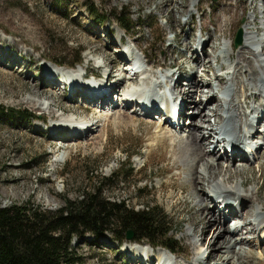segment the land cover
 Instances as JSON below:
<instances>
[{
    "label": "rangeland",
    "instance_id": "obj_1",
    "mask_svg": "<svg viewBox=\"0 0 264 264\" xmlns=\"http://www.w3.org/2000/svg\"><path fill=\"white\" fill-rule=\"evenodd\" d=\"M168 1L0 0V106L5 112L0 114V204L9 206L15 202L22 203L30 200L42 205L44 208L57 210L65 205L63 199L65 195L69 198L76 197L83 190H86L87 186L93 185V179L97 181L98 176H108L111 177V180L109 181L110 184L103 189L104 196L110 197L112 201L125 200L130 208L134 207L136 210L143 209L146 205L159 206L169 221L167 227L171 228V230L168 236L173 237L174 245L176 246L175 252L172 253L176 256H172L173 261L170 264H192L194 255L192 250H190L189 254H185L184 245L189 243V240L185 239L184 235L186 229L190 226V221L198 209L202 207L200 199L204 197L203 199L208 200L210 197L202 193L200 194L201 197L192 195L191 190L187 192L185 189H191L188 173L183 170V167L176 169L175 166L178 163L169 152L166 153V159L161 158L162 153L166 150L164 148L166 145L163 143L158 146V141L154 135H159V132H155L152 137H150L151 135H146V130L152 129V131H156L158 125L162 124V122L156 117V119L147 118L141 117L138 113H131L132 115L135 114L134 125L137 127L134 129L135 131L133 129L128 131L125 128H116V121H119L117 117L123 108V105L120 106L118 103L119 97L116 93L113 103H107L103 107L102 105H96L95 101L91 103L94 109L101 111L100 116L96 118H92L91 115L88 117V112L85 110V107L89 108L90 104H86L84 98H88L91 95L75 100L68 97L69 92L67 94L62 93L61 89L58 90L57 96L46 94L45 97L40 99L41 102L45 103L42 106L44 109L39 108L41 102L36 108H33L27 103V98L35 97L34 93L37 90H44L39 86L42 79L38 76L40 73L36 72L38 71L36 70L37 65L31 67L33 70L31 73L27 74L24 72V69L34 60L39 61V64L44 69L54 71L53 67L55 65L63 64L68 67L75 59L81 60L75 66L80 73L91 71L89 69H92V66H88V59L95 60V66H103L102 71H106L109 66L104 63L103 65L99 64L103 61V58L100 55L95 56L90 53V48L95 45L94 41H96L101 46L100 48L108 54V65H110L114 61H120L118 56L120 48L116 47L120 43H112L108 47H105L104 43L109 44L112 39L122 38L123 42L127 43L130 49L135 50L148 67L152 65V58L153 60L159 59L166 63L177 59L178 63H180L178 66L166 69L163 68L164 66L152 65L151 69L153 71L156 70L158 73H164V71L177 72L181 68L186 71L184 72L185 76L190 77L193 66V58L191 56L195 52L193 51L195 46L198 45V37L203 34L205 39L210 40L212 38L219 46L214 54V48L206 46L207 52L211 53L214 62V75L228 79V75L221 74L217 67L222 62L229 66L228 63L230 62V66L225 70H229L232 73L236 59L230 58L229 50H226V55L223 59L219 58L216 60L215 56L218 49L223 45L220 44L221 42L229 43V41L233 40L229 36H219L222 33L216 36V22L213 21L212 12L216 9L215 12L218 14H224L225 4L229 0H177L180 3L184 1L185 7L183 6L181 12L177 13L176 16H174V13L172 14L173 7ZM232 2L233 4L239 3L238 12L244 13V16H246L244 18L255 15L258 18V26L263 24L261 19L264 15V7L261 8V5L264 4V0H256L257 9L251 8L252 0H243V2L241 0H232ZM89 7L96 9L103 19L106 18V22H96L88 11ZM120 10H123L124 17L128 13L132 14L127 33L118 25L117 14H119ZM190 14L192 15L190 16ZM191 18L194 21L193 24L191 23ZM241 22L243 23L244 20ZM202 23L206 26H202ZM109 29L112 30V37L106 35V31ZM237 30L233 34L234 39ZM98 31H100L99 34ZM162 35H165L164 40L159 37H162ZM173 37H177L176 41H173ZM137 41H140L141 47L147 48V53L143 54L142 51L136 48L135 42ZM168 46L171 48L172 53L168 52L167 54L166 47ZM239 46H236V49L239 50ZM223 47L226 49L225 45ZM6 54L10 56L8 57ZM169 55L173 56L167 58ZM15 57L21 59V61L19 60V65H14ZM2 59H5L6 63L3 64ZM8 64H11V67ZM84 66L87 67L84 69ZM58 71L65 73L64 68H60ZM115 73L117 78L121 77V74H126L123 69L120 71L115 70ZM194 75L197 76L198 72H194ZM214 75L212 74L213 78H215ZM149 76L147 73L142 74L141 77L139 76V85L147 88L152 87L149 84L150 80L148 81ZM56 78L58 77L56 76ZM108 78L112 79V74ZM198 79H203L201 74L198 75ZM209 79H206V81ZM158 84L156 83V87L162 89L163 87L161 88ZM174 84V81L170 83L171 86ZM222 84V81H215L214 86L207 85V89H212L211 92L213 94L211 93V97L215 98L216 95L218 96L219 90H216V88L221 89L220 86ZM77 85L78 82H73V89H78ZM215 85L219 86L215 87ZM31 86L33 89L28 92ZM47 90L51 91V87L48 86ZM175 90L179 91L176 86ZM197 97L199 98V96ZM160 98L163 99L162 96ZM219 98L220 100L222 99L218 96L217 101ZM47 102H54L56 105H52L51 108L46 110ZM253 104L254 102L251 103V105ZM209 105H214V102L209 103ZM78 107L82 108L79 109ZM11 109L28 110L30 118H12L10 116ZM132 109L134 111V108ZM192 109L194 110V107L191 110L187 109V111L193 112ZM44 110L53 112L57 116L51 117L48 113L44 114ZM67 110L68 112L66 113ZM113 111L117 114L110 118L114 114ZM76 115L77 119L80 118L79 122L83 120L95 123L86 129V134L90 136L88 141H85L86 137L83 139L72 138L73 140L71 141L50 140L49 132L35 134L31 131V129L35 130L36 128L48 129L51 120L55 121V126H58L59 122L57 121L61 120V118L75 121L74 117ZM155 116L157 115L155 114ZM38 118L46 122L43 123ZM188 118L187 115L183 117V127L179 130H174L166 125H161L160 128L163 129L162 132L174 130L179 138L191 142L192 138L190 136L188 140L186 138L189 132L193 131L191 128L193 126L190 123L194 120L192 117ZM194 119L195 122H201L200 117H195ZM96 122H98L99 126ZM150 122H153L152 126ZM62 123L66 125L72 124V122ZM103 123L105 126H102ZM29 125L32 128H27L24 131L20 130L21 127ZM51 125L54 126L53 123ZM215 125L217 124L213 122L212 118L209 126L211 128L213 126V129H215ZM258 125L260 133H263L261 135H264V124L260 122ZM174 131L171 133H175ZM193 133H196V131L194 130ZM98 135H101L100 143H98L100 139H93L94 136ZM211 137H213V133ZM201 144L205 145V147L208 145L207 141H201ZM68 147L72 149L71 154L56 164L55 162H58L57 159L65 153ZM177 148L179 147L177 146ZM220 160L225 162L224 159ZM84 162L91 164L94 169L93 173L85 171L86 164ZM181 162L180 164L184 163L183 161ZM257 162L259 163L257 164ZM261 162L264 163V155L257 161L252 159L248 163V165L252 166V169H244L246 172L245 176L248 178H251L252 175L257 176L263 183L264 175L259 166ZM96 163L99 164V167L96 166ZM232 170L235 171L234 168ZM191 183L194 184L193 180H191ZM198 187L199 190L202 188L205 190L210 189L209 183L203 179H201ZM249 187H251V183L246 184L243 189L246 191ZM234 201L238 204L236 200ZM221 206L223 207L224 205L220 204L219 207L218 205L217 207L211 206L218 216ZM222 213L226 214V212ZM202 217L201 213L197 214V218L202 219ZM204 222L202 221L203 224ZM228 223L229 227L233 229L234 222L229 221ZM211 226L209 225L203 241L210 240L211 233L209 231ZM201 227V223H199L197 230L201 229ZM246 232V230L236 232L232 237H235V239L244 238ZM253 236H255V233ZM225 238H227L226 235H223L218 239L217 243L215 242L209 247L206 244L204 249L207 250V254L214 251L220 254L216 245ZM157 240L161 241L160 238H157ZM72 245L85 257L86 264H129L130 258L132 259V253L129 251L132 248L145 246L144 250H151L153 246L148 244L146 240H140L135 243L123 238L122 241H119L111 231L101 236L86 234L81 238L76 237L73 239ZM157 249L159 253H154L157 256L155 264L158 263V255L161 253V248L158 247ZM239 249L246 250L248 247L238 244L236 250ZM251 250L256 254L260 251L256 248ZM225 254L228 255V253ZM207 260L208 258H205L202 262L205 264ZM244 263L238 262L237 264ZM134 264L140 263L135 262Z\"/></svg>",
    "mask_w": 264,
    "mask_h": 264
},
{
    "label": "bare ground",
    "instance_id": "obj_2",
    "mask_svg": "<svg viewBox=\"0 0 264 264\" xmlns=\"http://www.w3.org/2000/svg\"><path fill=\"white\" fill-rule=\"evenodd\" d=\"M241 1L243 2V0ZM168 2L173 7L172 14L174 13V16H176L177 13H180L181 8L184 6V1L180 3L177 0H169ZM238 4H233L232 0H229L225 4L226 9H224V14H218L217 12H215L216 9L214 12H212V16H214V19H212L216 22V36L219 33H222L219 36H229L230 39L233 40L229 41V43H220L225 45L226 50H229L230 58L236 59L233 72L227 73L228 79H226V77H218L214 75V62L212 60L211 53L207 52L206 49L207 45L212 49L214 48V52L212 51L214 54L215 50L219 48L218 44L215 43L212 38L210 40L206 39L202 44L200 42L201 40H199L198 45L195 46V49L193 50L195 52H193V56H191L193 58V66L191 68L192 75L190 77L185 76L184 72L186 71L181 68L178 69V73L175 71L166 72L165 74L167 84H170L173 81L175 82V84L171 86L173 88L172 94L174 95L176 102H182L184 114L190 113L191 111H187V109L191 110V108L194 107V110L192 109L193 112H191V117L194 121H192L190 124L191 126H193L191 127L192 130H195L196 133H193V131L191 133L189 132L186 138V140H188L190 136L192 138L191 142L184 141L185 139L179 138V136H177L178 134L174 130H179L183 127V125H180L178 123L175 125H169V123L167 124L165 122L158 125L156 131H152V129H148L145 131L147 136L151 135L150 137H152L155 132H159V135H154V137H156V140L158 141V146L163 143L166 145V147H164L166 150H164V152L162 153L161 158L166 159V153L169 152L170 155L178 163L177 165L175 164L176 169H181L183 167V170L188 173V181L191 184V189L185 190L187 192H190L191 190L192 195L200 196V194L202 193L203 195L206 194L210 197L208 200L203 199L204 197L200 199L202 207L198 209L197 213L190 221V226L186 229L184 235V238L189 240V243L184 245L186 251L185 254H189L190 250H192L194 255L192 264H204L202 261L205 258H208L205 264H237L238 262H245L244 264L250 262L253 264H264V182L261 183V180L254 175H252L251 178H248L247 176H245L246 172L244 170L252 169V166L248 165V163L252 159L254 161H257V159H260L264 155V135H261L263 133H260L258 125L260 122L264 124V15L261 19L263 24L261 26H258V18L255 15H251L249 16V18H244L246 17L244 16L245 14H241L238 12ZM261 6V8H263L264 4ZM251 8L257 9L256 0H252ZM191 15L192 14H190V16ZM242 20H244L243 23L241 22ZM205 21L207 20L205 19ZM193 22L194 21L192 19L191 23L193 24ZM202 26L205 27L206 25L203 24ZM236 29H240L243 34L241 42L237 43V46L240 45V48L237 47L239 48V50L236 49V44L233 36ZM99 33L100 31H98V34ZM106 35L112 37V30L109 29L108 31H106ZM159 37L161 38V40L165 39V35ZM202 38H205V35H203ZM170 40L172 39L170 38ZM94 42L95 45L90 48V53L95 56L100 55L101 58H103V63L109 66V69L107 70L109 71V75L112 74V79L108 78L105 83L99 86V95L91 94V96H89L88 98H84V102L86 104H90L89 108L85 107V110L88 112V117L89 115H91L92 118H96L97 116H100L101 113L99 109L96 110L93 108V106H91L92 102L95 101L96 105H102L103 107V105L107 103H113L116 93V95L119 97L118 103L120 104V106L123 105V108L121 109V111L119 112L120 114L117 117L119 121H116V128H125L128 131L132 129L134 130L135 128H137L134 125L135 114L132 115L131 113L133 112H129L131 111L129 105L133 103V96L139 91V89H135V86L139 85V74L136 72H132L131 67H128L129 65H131V61L129 57H127L123 53L121 56L118 55L120 61L117 60L108 65V54L100 48L101 46L96 43V41ZM122 42V38H117L112 39L111 43H109L110 45L105 43L104 45L105 47H108L111 46L112 43L119 44ZM135 46L137 49L142 51L143 54L147 53V48L141 47L140 41L135 42ZM116 47L120 48L119 45ZM166 52L167 54L168 52L172 53L169 46L166 47ZM6 55L8 57L10 56L9 54ZM172 56L173 55H169L167 56V58ZM215 58L216 60L219 59V57L217 56H215ZM15 59L16 61H14V65H19V60L21 61V59H17L16 57ZM151 60L153 66H164L163 68L165 69L170 67L173 68L180 64L178 63L177 59H175L176 62H174V60L170 63H166L159 59L153 60V58ZM2 62L4 64L6 63V60L2 59ZM95 64V60L88 59V66H92L93 69L89 70H91L94 74L102 76V79H104L103 77L105 76L104 74L107 72V70L102 71L104 67L95 66ZM8 65L9 67H11V64ZM34 65H37L36 70L38 71L36 72L40 73V75L38 76L40 77V79H42L39 86L44 90H37L34 93L35 97L27 98V103H29L33 108H36V106L41 102L40 99L45 97L46 94L55 96L56 94H58L57 92L59 89L62 90V93H68L69 87L61 77L65 74L63 71H57V74L55 71H51L50 69H44V67L39 64V61L34 60L24 69V72L27 74H29V72L31 73L33 71L31 67ZM228 65L230 66V62L228 63ZM229 66H227L226 63L222 62L217 68L220 71H225V69ZM86 67L87 66H84L83 68L85 69ZM121 69H123V72L126 74H121V77L117 78L115 70L120 71ZM150 72L152 75L148 77L149 79L147 78L148 81H157V79L159 78L158 71L156 72V70H150ZM194 72H198V75L201 74L203 79L199 80L198 75H194ZM82 74L83 73H80V71L78 70V75L73 76V78L70 79L69 83L73 84V82H78V84H81L78 80L80 79L79 77ZM212 74L215 78H213ZM56 76L58 78H56ZM206 79L209 80L206 81ZM215 81H222L223 84L225 83L224 85L222 84V86H220L221 89L216 88V90H219V97H221V92L223 94L225 92V97H221V100L219 98L218 101L217 95L215 96V98L211 97L212 89H207V85L214 86ZM161 82L162 80H158L157 83ZM48 86L51 87V91L47 90ZM175 86L176 88H178V92L175 90ZM217 86L219 85H215V87ZM141 87L145 88V86ZM32 89L33 87L31 86L28 92H31ZM80 93V90L73 89L72 86L68 97L74 98L76 100L78 98H81ZM197 96H199V98ZM211 102H214V105H209V103ZM252 102H254L253 105H251ZM47 103L48 105H46V110L47 108H51L52 105H56V103L54 102ZM40 104L41 105L39 108L44 109L42 106H44L45 103L41 102ZM78 108L80 109L82 107ZM161 109V107H157L156 102L154 101V99H152L151 109L148 107L145 109L146 115L155 116V114H163ZM46 110H44V114L48 113L51 117L57 116L53 112H47ZM224 111H226L227 113L226 117H224V115L222 114ZM67 112L68 110L66 111V113ZM115 114L117 113L114 112V114H112L110 118ZM106 116L108 115L106 114ZM195 117H200L201 122H195ZM212 118L213 122L217 124L214 126L215 129H213V126L212 128L209 126ZM68 121L70 120L68 119ZM81 122L82 124L72 122V124L70 125L59 122V124H57L58 126H55L56 123H54V126L50 125L48 126V129L36 128L35 130L31 129V131L35 134L49 132V137H51L50 140L58 139L59 141H71L73 140L72 138L83 139L86 137L85 141H88L90 139V136L89 134H86V129L89 128L91 124L95 123H89L88 121L83 120ZM96 123L98 124V122ZM150 123V125L152 126L153 122ZM220 124L221 129L224 130L227 133L226 135H228L229 137L227 146L224 144L222 145V141L216 140V136H220ZM161 125H166L167 127L169 126V128L174 127V130L172 131H174L175 133H171L172 131L170 130L162 132L163 129L160 128ZM102 126H105V124L103 123ZM27 128L30 129L32 127L31 125H29L27 127H21L20 130L24 131ZM212 133L213 137H211ZM96 138H98L99 140L101 138V135L93 137V139ZM250 138L259 139V141L261 140L254 156L246 155L247 151L244 149L242 151L240 147V144L244 141L246 144L250 143ZM100 141L101 139L98 141V143H100ZM201 141H207V147H205V145L203 146L201 144ZM177 146L179 148H177ZM229 146L234 149L233 156L231 157H228L229 153L227 147ZM246 148L249 151L250 145H247ZM222 149H224V152H222ZM71 152L72 149H70L69 147L66 148L65 153H63V155L57 159L58 162L55 163L57 164L62 161L63 158H66L71 154ZM220 159H224L225 162L221 161ZM181 161H183L185 164H180L182 163ZM258 163L259 162H257V164ZM259 166L264 175V163L261 162ZM232 168H234L235 171H233ZM201 179L209 183L210 189L205 190L202 188L201 190H199L198 184L201 183ZM191 180H193L194 184L191 183ZM250 183L251 187H249V189L245 191L243 187L246 184ZM212 192H214L216 196L213 195ZM233 199L236 200L238 204H236ZM221 203L224 204V208L226 209L225 210L223 208L222 210H228V212L225 214L220 211V214L218 216L211 206L217 207L218 205L219 207ZM198 213L202 214V219L197 218ZM229 219H232L230 220V222L233 221L235 224H233L234 227L232 226L233 229L229 227ZM202 221H205L204 224L202 223ZM199 223H201L202 227L201 229L197 230V226ZM209 225H212L209 231L211 233V238L209 241H203L205 240V233H207ZM244 230L247 231L244 238L235 239V237H232L234 233ZM254 233L255 236H253ZM223 235H226L227 238L223 239V241L218 242V244L216 245L220 254L215 251L207 254V250L204 249L206 244L209 247L215 242L217 243L218 239H220ZM238 244L247 246L248 249L236 250V246ZM144 247L132 248V250L129 251L132 253V259L130 258L129 264H134L135 262H138L140 264H155V262L157 261V256H155L154 253H159V250L157 248L160 246L153 245L151 248L152 251L144 250ZM160 248L161 253L158 255L157 264H166V255L172 254L174 252H170L164 247ZM255 248L260 250L258 254L254 253L251 250ZM223 251H225V253H228V255L223 253Z\"/></svg>",
    "mask_w": 264,
    "mask_h": 264
},
{
    "label": "trees",
    "instance_id": "obj_3",
    "mask_svg": "<svg viewBox=\"0 0 264 264\" xmlns=\"http://www.w3.org/2000/svg\"><path fill=\"white\" fill-rule=\"evenodd\" d=\"M88 11L96 22H106L96 9L89 7ZM123 13L120 10L117 19L120 27L127 30L132 14L124 17ZM3 113L0 106V114ZM29 114L28 110L11 109L10 116L28 119ZM84 163L85 171L93 173L91 164ZM110 180L111 177L98 176L97 181L93 179V185L78 196L65 195V205L57 210L30 200L9 206L0 204V264H86L85 257L72 245L74 238L86 234L101 236L111 231L122 241L129 229L134 231L136 240L144 239L153 245L174 249V239L168 236L169 221L161 208L146 205L136 210L125 200L112 201L103 194Z\"/></svg>",
    "mask_w": 264,
    "mask_h": 264
},
{
    "label": "water",
    "instance_id": "obj_4",
    "mask_svg": "<svg viewBox=\"0 0 264 264\" xmlns=\"http://www.w3.org/2000/svg\"><path fill=\"white\" fill-rule=\"evenodd\" d=\"M241 34H242V32L239 29L238 34H237V38H236V42L237 43H240L241 42ZM133 237H134V231L133 230H128L127 231V238L128 239H132Z\"/></svg>",
    "mask_w": 264,
    "mask_h": 264
}]
</instances>
